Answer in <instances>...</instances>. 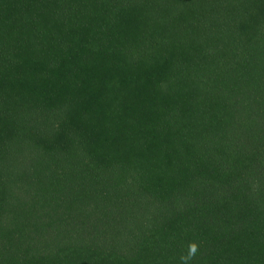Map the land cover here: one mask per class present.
Here are the masks:
<instances>
[{
	"label": "trees",
	"instance_id": "obj_1",
	"mask_svg": "<svg viewBox=\"0 0 264 264\" xmlns=\"http://www.w3.org/2000/svg\"><path fill=\"white\" fill-rule=\"evenodd\" d=\"M264 264V0H0V264Z\"/></svg>",
	"mask_w": 264,
	"mask_h": 264
},
{
	"label": "clouds",
	"instance_id": "obj_2",
	"mask_svg": "<svg viewBox=\"0 0 264 264\" xmlns=\"http://www.w3.org/2000/svg\"><path fill=\"white\" fill-rule=\"evenodd\" d=\"M198 251V244L191 242L188 246V254L181 257L182 264H189V261L192 260Z\"/></svg>",
	"mask_w": 264,
	"mask_h": 264
}]
</instances>
